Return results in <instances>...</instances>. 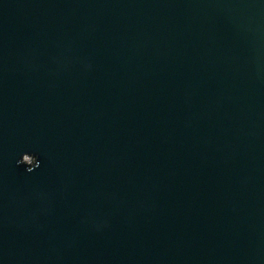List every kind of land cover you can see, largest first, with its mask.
I'll list each match as a JSON object with an SVG mask.
<instances>
[{"label": "water", "instance_id": "1", "mask_svg": "<svg viewBox=\"0 0 264 264\" xmlns=\"http://www.w3.org/2000/svg\"><path fill=\"white\" fill-rule=\"evenodd\" d=\"M0 264H264V0H0Z\"/></svg>", "mask_w": 264, "mask_h": 264}, {"label": "built area", "instance_id": "2", "mask_svg": "<svg viewBox=\"0 0 264 264\" xmlns=\"http://www.w3.org/2000/svg\"><path fill=\"white\" fill-rule=\"evenodd\" d=\"M32 160L33 161L35 160L32 156H28V155L25 156V161L32 163L33 162Z\"/></svg>", "mask_w": 264, "mask_h": 264}]
</instances>
